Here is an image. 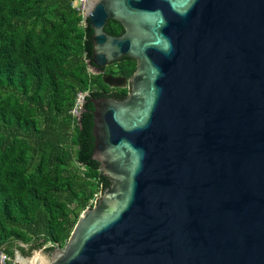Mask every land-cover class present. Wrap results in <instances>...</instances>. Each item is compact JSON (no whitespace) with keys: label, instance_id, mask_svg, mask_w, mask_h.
<instances>
[{"label":"water","instance_id":"95a60500","mask_svg":"<svg viewBox=\"0 0 264 264\" xmlns=\"http://www.w3.org/2000/svg\"><path fill=\"white\" fill-rule=\"evenodd\" d=\"M86 21L90 71L127 94L88 99L109 186L39 264H264V0H91ZM122 58L129 78L101 72Z\"/></svg>","mask_w":264,"mask_h":264},{"label":"trees","instance_id":"16d2710c","mask_svg":"<svg viewBox=\"0 0 264 264\" xmlns=\"http://www.w3.org/2000/svg\"><path fill=\"white\" fill-rule=\"evenodd\" d=\"M81 21L70 0H0V250L10 256L63 247L109 186L92 159L88 99H121L126 89L90 71L92 31ZM121 31L115 21L105 26ZM135 69L122 58L101 72L129 78ZM80 93L88 96L77 118Z\"/></svg>","mask_w":264,"mask_h":264},{"label":"built area","instance_id":"2783aa9c","mask_svg":"<svg viewBox=\"0 0 264 264\" xmlns=\"http://www.w3.org/2000/svg\"><path fill=\"white\" fill-rule=\"evenodd\" d=\"M91 0H70V5L71 7L79 13L81 16V23L85 25V17L87 14V7L89 5V2ZM87 94H78L75 102V106L72 110V115L74 117H79L81 112H82V103L85 100V97ZM97 198V196H96ZM96 200V199H95ZM94 202V201H93ZM24 247V245H22ZM44 249L46 250L47 247L49 246H43ZM42 247V248H43ZM53 247V246H51ZM0 264H23L19 258H18V252H15L13 256H10L8 253H6L4 250H0Z\"/></svg>","mask_w":264,"mask_h":264},{"label":"rangeland","instance_id":"374dc122","mask_svg":"<svg viewBox=\"0 0 264 264\" xmlns=\"http://www.w3.org/2000/svg\"><path fill=\"white\" fill-rule=\"evenodd\" d=\"M98 197V196H97ZM94 203V202H93ZM27 247V245H24V249ZM38 254H46L47 255V252H45V249L44 247L43 248H40V249H37V250H33L30 255L26 256L28 257L27 260H31L32 258L36 257Z\"/></svg>","mask_w":264,"mask_h":264},{"label":"bare ground","instance_id":"6f19581e","mask_svg":"<svg viewBox=\"0 0 264 264\" xmlns=\"http://www.w3.org/2000/svg\"><path fill=\"white\" fill-rule=\"evenodd\" d=\"M43 259L40 257V254H38L36 257L32 258L31 260H25L22 262L23 264H39Z\"/></svg>","mask_w":264,"mask_h":264},{"label":"flooded vegetation","instance_id":"af4514ba","mask_svg":"<svg viewBox=\"0 0 264 264\" xmlns=\"http://www.w3.org/2000/svg\"><path fill=\"white\" fill-rule=\"evenodd\" d=\"M123 33V29H122V31L118 34V35H116V36H119V35H121ZM111 94V93H110ZM126 94H127V90H126ZM125 94V95H126ZM30 249V247L27 245V247L25 248V251L27 252L28 250ZM32 252V251H31ZM18 255H21V257H23V258H26V256L25 255H23V254H21V253H19L18 252Z\"/></svg>","mask_w":264,"mask_h":264}]
</instances>
